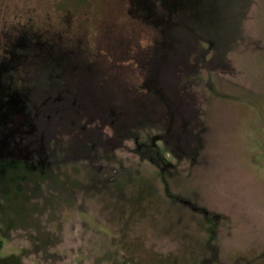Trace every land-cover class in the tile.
<instances>
[{
  "label": "rangeland",
  "instance_id": "1",
  "mask_svg": "<svg viewBox=\"0 0 264 264\" xmlns=\"http://www.w3.org/2000/svg\"><path fill=\"white\" fill-rule=\"evenodd\" d=\"M181 1L0 0V264H264V0Z\"/></svg>",
  "mask_w": 264,
  "mask_h": 264
},
{
  "label": "trees",
  "instance_id": "2",
  "mask_svg": "<svg viewBox=\"0 0 264 264\" xmlns=\"http://www.w3.org/2000/svg\"><path fill=\"white\" fill-rule=\"evenodd\" d=\"M200 1H202V0H194V2H192V0H184V1H181V4H182V7H184V5H185V7L190 6L191 7V10H193L194 12H197V14L199 15V18H200L201 16L204 15L205 12L208 11L205 4L203 5L204 8H206V11L205 12H204V9L203 8H202V10H199L198 8L195 7L196 3H199Z\"/></svg>",
  "mask_w": 264,
  "mask_h": 264
}]
</instances>
